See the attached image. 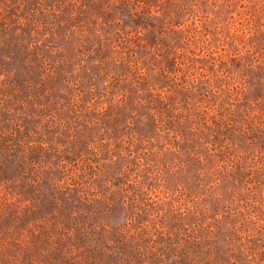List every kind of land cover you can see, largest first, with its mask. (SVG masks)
I'll list each match as a JSON object with an SVG mask.
<instances>
[{"label":"rangeland","instance_id":"rangeland-1","mask_svg":"<svg viewBox=\"0 0 264 264\" xmlns=\"http://www.w3.org/2000/svg\"><path fill=\"white\" fill-rule=\"evenodd\" d=\"M0 145L27 264H264V0H0Z\"/></svg>","mask_w":264,"mask_h":264},{"label":"trees","instance_id":"trees-1","mask_svg":"<svg viewBox=\"0 0 264 264\" xmlns=\"http://www.w3.org/2000/svg\"><path fill=\"white\" fill-rule=\"evenodd\" d=\"M5 137V135H3ZM1 146V145H0ZM11 145H9V141L8 139L5 137L4 138V143H3V147L6 152H9ZM14 158L12 154H8L6 161L3 162L2 158H0V181L4 182V183H8L9 185L7 186L8 188H13V190L11 192H9L11 195L8 197L10 202H14V196L18 195V192L15 191V187H14V180L13 178L16 175H13V177H10L9 174V170L11 168V166L14 164ZM36 179H33V182L30 183L31 186L34 185V183L36 182ZM32 200V199H31ZM27 205H29L28 207L32 209V212L30 213H24L22 210L26 209ZM25 206H23L22 204H20L18 206L17 209V214L19 216V219L21 222H32L31 217L32 218H37L40 220H42V217L44 215L40 214V210L39 208H33L32 206H30L31 204H27ZM8 210V209H7ZM29 217V220L25 219V216ZM33 241H28V239L26 237H15L12 240L11 239H5L3 241V243L0 244V248L1 251H8L11 252V256L13 258V261L16 260L18 262V264H27V262L23 261V258H26L25 256H27V258L31 259V260H35L34 257L37 256L35 254L36 251H41V253H43L42 251H46V253H48V237H38L36 245L34 244V246H32L30 243H32ZM35 243V241H34ZM4 257V255L2 254V258ZM7 257V256H6ZM31 264V263H28Z\"/></svg>","mask_w":264,"mask_h":264}]
</instances>
